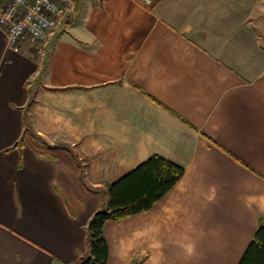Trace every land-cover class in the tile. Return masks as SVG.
I'll list each match as a JSON object with an SVG mask.
<instances>
[{
	"label": "crops",
	"instance_id": "crops-1",
	"mask_svg": "<svg viewBox=\"0 0 264 264\" xmlns=\"http://www.w3.org/2000/svg\"><path fill=\"white\" fill-rule=\"evenodd\" d=\"M89 8L39 55L0 27V264L77 261L107 185L152 156L184 175L104 224L107 264H239L264 219V0Z\"/></svg>",
	"mask_w": 264,
	"mask_h": 264
},
{
	"label": "trees",
	"instance_id": "trees-1",
	"mask_svg": "<svg viewBox=\"0 0 264 264\" xmlns=\"http://www.w3.org/2000/svg\"><path fill=\"white\" fill-rule=\"evenodd\" d=\"M80 166L84 169L81 163ZM183 175L184 169L179 165L161 156H152L119 180L108 184V205L92 216L87 226L86 253L72 264H107L109 248L103 234L104 224L150 210ZM80 178L90 190L97 191L87 182L84 171ZM239 264H264V219Z\"/></svg>",
	"mask_w": 264,
	"mask_h": 264
},
{
	"label": "built area",
	"instance_id": "built-area-1",
	"mask_svg": "<svg viewBox=\"0 0 264 264\" xmlns=\"http://www.w3.org/2000/svg\"><path fill=\"white\" fill-rule=\"evenodd\" d=\"M77 0H7L0 3V27L9 44L19 51L23 44L41 54L65 18L76 9ZM152 5L154 0H142Z\"/></svg>",
	"mask_w": 264,
	"mask_h": 264
},
{
	"label": "rangeland",
	"instance_id": "rangeland-1",
	"mask_svg": "<svg viewBox=\"0 0 264 264\" xmlns=\"http://www.w3.org/2000/svg\"><path fill=\"white\" fill-rule=\"evenodd\" d=\"M80 11L78 13H88L90 7V0H78Z\"/></svg>",
	"mask_w": 264,
	"mask_h": 264
},
{
	"label": "clouds",
	"instance_id": "clouds-1",
	"mask_svg": "<svg viewBox=\"0 0 264 264\" xmlns=\"http://www.w3.org/2000/svg\"><path fill=\"white\" fill-rule=\"evenodd\" d=\"M187 250H188L189 252H191V251H192V245H188V246H187Z\"/></svg>",
	"mask_w": 264,
	"mask_h": 264
}]
</instances>
